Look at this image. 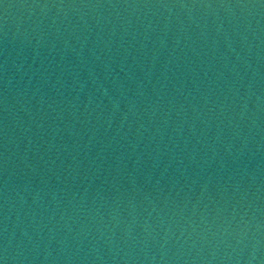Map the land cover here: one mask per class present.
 Wrapping results in <instances>:
<instances>
[{"label": "water", "instance_id": "obj_1", "mask_svg": "<svg viewBox=\"0 0 264 264\" xmlns=\"http://www.w3.org/2000/svg\"><path fill=\"white\" fill-rule=\"evenodd\" d=\"M0 264H264V0H0Z\"/></svg>", "mask_w": 264, "mask_h": 264}]
</instances>
